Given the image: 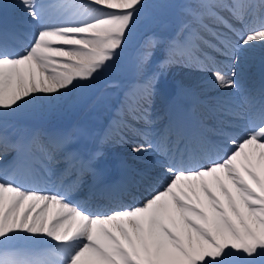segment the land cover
Instances as JSON below:
<instances>
[{
	"label": "snow or ice",
	"instance_id": "1",
	"mask_svg": "<svg viewBox=\"0 0 264 264\" xmlns=\"http://www.w3.org/2000/svg\"><path fill=\"white\" fill-rule=\"evenodd\" d=\"M19 6L35 28L19 51L10 49L8 31L0 32V110L27 104L33 94L87 87L82 82L94 80L118 55L145 7L143 0H19ZM256 7L242 0H201L189 9L193 22L218 43L192 29L184 46L199 41L225 58L205 56L207 63L199 64L221 88L237 87L240 57L257 43L264 46V11L258 22L246 19ZM259 7L264 10V0ZM218 8L229 10L242 27L230 25ZM67 9L74 10L71 16ZM204 17L223 24L230 35L213 32ZM179 47L170 42L166 63ZM151 55L143 52L141 63ZM145 112L139 102L129 105L124 126ZM224 136L223 149L210 152L204 164L166 159L163 183L139 204L110 213L91 212L66 192L27 187L17 170L0 173V264H264V97L242 131ZM146 144L132 151L154 147ZM38 236L56 242L49 253L55 259L9 250L17 240L36 243L32 237Z\"/></svg>",
	"mask_w": 264,
	"mask_h": 264
},
{
	"label": "bare ground",
	"instance_id": "2",
	"mask_svg": "<svg viewBox=\"0 0 264 264\" xmlns=\"http://www.w3.org/2000/svg\"><path fill=\"white\" fill-rule=\"evenodd\" d=\"M47 1L48 0H41V2L45 3V4H47ZM56 1H58V0H54V2H56ZM257 1L258 0H256V3H257ZM223 3H228V2L223 0ZM245 3H247V2H245ZM0 4H4V5H2L0 7V10H3V9L9 10L10 13H12V15L14 17V20H15L14 29L12 31H10L9 36L13 37V36H15V34L17 32L29 33V32H33L34 31L35 25L29 18H27L22 6H19V0H0ZM73 11H74L73 9H67L66 10V15H68L69 13H71ZM212 20L213 19L210 18V20L204 21V22L206 24H210ZM0 21L2 22L3 20L0 19ZM213 22H214L215 26H216V24H220V26L222 25L221 23H217L214 20H213ZM230 25H232L233 27L238 28L236 25L232 24L231 22H230ZM208 27L210 29H214L213 27H211L209 25H208ZM192 29H197L199 31L200 36H202L205 41H208L210 44H215L212 40H209V38H205L204 35L201 34V31L205 32V33L207 31H204L203 29L199 28V26L198 27L194 26V27H191L190 29L186 30V31H188L186 33L187 35L184 32H181V35H183V37L179 38V39L176 38L174 40V41L179 42L180 47L176 50V56L173 58V61L166 63L165 61H166L167 56L162 59V63L167 65V67L170 68V70H172V69H180V70H178L179 74L184 73L186 76L187 75L189 76V77L187 76L188 77L187 78V77L182 76V74H181V76H182V78H184V80L183 79L179 80L177 82V84H175L176 89L178 91L176 98H179V97L180 98L177 99V101H175L174 103L178 104V107L181 110H182L181 107H182V104L184 103V101L198 100V101L201 102L202 98L198 99L196 97V95L193 94V93H196V94L199 93L200 95H206L207 93H211L209 91L212 90L211 87L201 86V83H203V82L197 83L198 81H203V80H206L207 78L208 79L212 78V73L211 72H207V71L198 70V69H200V67H199L200 62L198 60L191 59L190 57H188L190 49H191V47L193 48V46H191V47H185L184 46L186 38L188 37V35H189V33H190V31ZM209 35H210V33H208V36ZM21 42H23V41H20V43ZM258 44L259 45H256L251 51H249L248 53H246V54H244V55H242L240 57V62L236 66V68H239V69H243L245 67L247 68V65L244 64V62H247V61H252L251 67L252 66H257L256 70H258L260 68H264V54H263L264 53V49H263L264 46H261L260 43H258ZM204 45L205 44L204 43L202 44V42H201V46H199V43L197 42L195 46H198L197 49L201 50L202 48H204ZM167 46H169V45H167ZM167 46L165 45L163 47V49H161V52L165 53L167 51V48H166ZM207 47H208V45H207ZM16 50L19 51L21 49H16ZM206 52H207V54H206ZM208 53H210V52H208L207 49H206L205 50V56L209 57ZM241 61H244V62H241ZM158 66H159V64H158ZM237 72H239V71H237ZM173 73H174V71H173ZM237 76L238 75H236V77H235L236 80L239 79V78H237ZM175 78L178 79L177 76ZM189 79H193L194 81H192V82L190 81L189 82L188 81ZM207 82H209V81H207ZM87 84L89 85V87L92 90H94L95 96L92 99L91 103L87 106V108L84 109L80 114H78L79 116H78L77 120H75L69 127H60V125H59V126H56L55 128L53 127L50 132H47V133L44 132V134H40L39 133L40 137H43L42 135L46 136L45 138L40 139L39 142H40L41 145L44 143L45 147L49 150L51 155L55 152L54 151L55 143L58 142V141H61V140L62 141H67L68 148L75 147V148H77V151H81L82 152V150H83L85 154H88L89 151H91L93 149V147H95V140L98 137H102V134L104 132L105 133H104L102 138H106L107 135H112L113 133L116 132L117 126L120 123L124 122V119H122L123 121L119 119L118 122H117V125L115 126L113 124L114 120H116L115 117H117L118 115L120 116L122 114H126L129 105H135L137 102H139L141 104L140 100H143L145 103H146V101H149V102L152 101V103H153V99H155L154 98L155 96H158V101L159 102H163L164 101V100H162L160 98V94L159 93L155 94L154 97L151 96L152 94H149L147 92L146 86L142 87L139 84V81L136 82L135 85H133L130 89H128L124 94H122L120 96L115 95V88L114 87L109 86V85L105 86L104 84L100 85L99 83H97L96 80H92L91 82H87ZM211 84H213V83H211ZM99 86H100L99 91L96 92L94 87L97 88ZM215 86H216V84H215ZM78 91H80L79 88L73 89L71 91V92H75L74 96H71V94H69L70 93L69 91L62 90L63 94H61V93L35 94V98H36V101L38 102V104L40 106L44 105V107H45V106H48V105H54L55 103L57 104V103H59L61 101L63 102V100H65V98L69 99L70 96H71L70 100L75 99V96L78 94ZM204 98L208 99L207 96H205ZM211 98H213V96L209 97V99H211ZM227 98L230 99V100H228L229 101L228 104L232 105V109H230V110L226 109L228 112L239 113L240 111L244 110L245 108L247 110L251 109V107H248L249 105H245V106L238 105L236 103V97L235 96L231 97L229 95V96H227ZM114 101H116V102L114 103ZM187 103H189V102H187ZM22 104L20 103L19 108L24 110L25 109L24 106H26L27 104H23V105ZM33 104H34L33 103V99H29V105L33 106ZM38 104L37 103L34 104L36 110L38 109L37 108ZM152 105L154 106L153 108H157V110L155 112L149 114L150 118H147L148 115L146 116L144 114V118L140 119L142 124H145V125L151 124L150 123L151 119H155L157 116L161 115V109H159L158 104H157V107H155L154 104H152ZM111 106H114V108H111ZM144 106H145V104H142L143 108H144ZM27 109L28 108L26 106V110ZM59 109H61V108H59ZM16 112H18V114H19L18 109H16V110H13V109L0 110V113L2 115H6V116L7 115L16 116L17 115ZM191 112H192V110L191 111L183 110V117H179V118L171 117L170 118V121L172 123V127H173V129L178 131V134L179 133L180 134L181 133H189L190 135L189 136L181 135L179 137H177V136H175V137L172 136L171 137L163 129H158V134H157V136L154 137V141H155V143H153L154 147H151L154 152H158V153L162 154L165 157V159H168V158L174 157V156H179V159H183L184 161L187 160L188 162H191L192 164L198 165L196 163L197 161L195 162L193 160V158L188 159V158H184L182 156V155L185 154V152L182 149L186 145H190L194 150H198L197 144H195L192 139L195 138V137H198V134H197L198 130H201L202 131L201 133H204L203 130H204L205 126L203 125L204 128H202L199 125H196L195 121H197L198 119ZM25 117L26 116L21 117V119L18 118L17 120H19V124L17 123V125H8L4 121L6 124L5 125L4 124L0 125V129H2L4 132H9V133L12 132L15 128H19L21 130H24V132L27 131V130H33V127L32 128H28V126H24ZM205 117L206 116H203L202 118L204 119ZM217 119H218V117H217ZM107 121L110 123V125L106 129V126H103V125ZM201 122H202V120H201ZM217 122H218V120L215 121L216 124H218ZM222 122H223V118H222ZM215 123L213 121H210L208 123L210 129L212 131H214V132L218 128V126ZM223 124L224 123H222V125ZM230 124L237 126V131L236 132L242 131L247 126V123L240 125V124H237V123L232 122V121H230ZM50 125H51V123H50ZM226 125H228V124H226ZM62 126H64V125H62ZM206 126H207V123H206ZM23 127L28 128V129L27 130L23 129ZM225 128H227V129L231 128L232 129V127L230 125L228 127H225ZM67 129H69V130L67 131ZM105 129H106V131H105ZM219 130L221 132L223 131V133H228V131L226 129L222 130L221 127H219ZM39 131H40V129H39ZM16 133H18V130L15 131V134ZM125 133L128 136H130L131 134L134 133V128H132L131 126L130 127H126ZM138 133H137V136H139V138H140L139 141L142 142V144L146 143V138L144 136H142V134L140 132H138ZM153 133H155V130L153 131ZM201 133H200V135H201ZM232 133H234V131ZM217 135H219V134L218 133L217 134H213L212 136L213 137H218ZM130 140L131 139H129L127 136H122V135H120L119 137L114 136L113 139H112V142H108V141L104 142L103 144H101V147H103L105 149H110L112 147V152L115 153L114 157L122 158L121 164L125 168H129L132 171L130 174L127 175L128 179L131 180L134 185L139 186V185L142 184L144 176H138L137 174H135V172H141L143 170V172H142V174H143L144 171L145 172H150V171L159 170L160 167H161V160L159 158H156L155 156L151 157L148 154V152L151 153V154L153 152L150 148H147L146 151L139 152V153L133 152L131 149L129 151L128 150H125V151L124 150H119V149H121V148H118L119 145H121V144H125L126 145V143H130L131 142ZM34 141H35V138H33V141L30 144L31 147L34 146ZM176 144L178 145V147L176 146ZM86 145H88L89 147H87ZM125 145H122V146H125ZM4 146L8 147L9 145L8 144H4L1 141V139H0V148H2ZM128 146H130V145H128ZM199 146L201 148V154L205 155V159L207 160L209 158V154H210L211 151L209 150L208 146L202 144L201 142H200ZM117 148H118V150H117ZM13 152H15L16 155H15V157H11V160L22 161V159L24 158L23 149H20V148L16 147L15 149H12V153ZM62 152L63 151L55 152V153L56 154H62ZM75 153H76L75 151H72V150L70 151V158L71 159H73V156H74ZM64 155L65 156L63 158V161H64L63 164H68L70 162V159H67L66 153ZM83 156L84 155L81 154V157H83ZM93 156H94V154H93ZM90 158H92L90 160V163L91 164L95 163L94 169L91 168L90 171L88 172L91 175L94 173L95 170L102 171L104 169H108L110 167V163L112 162V159L109 160V158L106 156V154L104 152L99 153V155L97 157H95V158L90 155ZM82 162H83V160L81 158L77 162V165H79ZM88 162H89V160H88ZM1 167H3V168L0 170L1 171L0 173H4V170H6L8 165L0 164V168ZM164 178H165V173H163L160 177L156 178L152 182L153 186H151V188L148 190V192L142 193V194H140V196L142 198L147 197L149 195L150 191L153 188L158 187L160 183L164 182ZM46 181L47 180L45 179L44 183H46ZM38 184H40V183H38ZM39 188H42V186L37 187V189H39ZM116 190L117 189H115L114 191H116ZM96 195H97L96 191L93 190L88 195H83V193H81L80 194V198H89V199L93 200V198ZM123 197H124V195H123ZM123 202H124L123 198H121L120 200H117V199L112 200L110 198H105V199H102L101 202H98V205H97L98 208H96L94 205H91V204L85 206V208H87L91 212H97V213L106 211L108 207L114 208V210H120L121 208H126V207H129V206H135V205L139 204L141 202V200L140 199L138 201L137 200H133V202L129 201V203H131V204H129L128 206H127L128 203L124 204ZM31 244H28V246L26 245V247H29ZM43 244L45 246V249L50 251L52 249V246L55 245L56 242L52 241L50 238L47 237V239H44ZM10 248L11 247H9V250H14V251L23 253L24 255H28V256H31L33 258H38V256L35 254V252L31 251V249H29V248H27V249L23 248V249H18V250L10 249ZM2 250H0V251H2Z\"/></svg>",
	"mask_w": 264,
	"mask_h": 264
},
{
	"label": "rangeland",
	"instance_id": "3",
	"mask_svg": "<svg viewBox=\"0 0 264 264\" xmlns=\"http://www.w3.org/2000/svg\"><path fill=\"white\" fill-rule=\"evenodd\" d=\"M67 1L71 2V0H67ZM166 1H167V3L164 4ZM220 1L223 3V0H212L213 3H221ZM231 1L232 0H230V2ZM200 3H201V0H143V4L145 5V7L143 9H141L138 12L137 16L134 18V26L132 27L131 31L128 33V35L126 37V41H125L124 45L122 46V50H118V55L112 61H110L108 63L107 68L104 69L103 71H101V73L99 75H97L94 80H96L97 83H99L100 85L104 84L105 86L109 85V86L115 87L116 88L115 89L116 95L118 94V96L121 94V90L119 88L120 86L122 88V92H124L125 88H128V85L132 81H135V80H140L141 85H145L148 83L147 84L148 86H150V85L156 86L155 88L158 89L159 92L162 94H164V93L160 89L161 88V85H160L161 80H166V81H169V82H172L175 84H177V82L179 80H182V79L184 80V78H182V76L187 77L188 75L186 76L184 73L180 72L182 74V76H181V74H179V71H178L180 69L170 70V68H168L167 65L162 63L161 58H164L167 56V54H166L167 51L165 53H163V52H161V49H163V47L165 45L167 46L170 44V42H172V40H173L172 37H176L178 39L182 38L183 35H181L180 32L185 31V33H187L188 32V31H186L187 29H190L191 27H194V26L198 27V25L193 22V18L189 14V9H196V6L199 5ZM2 5H4V4H0V7ZM173 10H175L177 12V15L179 16V20L175 25H170L169 24V17L172 14ZM215 11H217L218 14L223 18H225L224 16H228L231 13L226 8H218ZM250 11L251 10H249L250 14H248L246 17V19L248 21L253 20V13ZM208 20H210V17H207V18L204 17L203 23L206 24L204 21H208ZM162 21H165V22H162ZM233 21H234V23L241 24V22L235 18L233 19ZM207 25L214 28V29H211L213 32H216V31L222 32L221 28L219 27L220 24H216V26H215L213 20L211 21L210 24H207ZM21 33L25 37L24 42H21V46H23L25 43H27L26 41H28V37L32 32H29V33L21 32ZM208 33L209 32L205 33V32L201 31V34L204 35L205 38H209V40H211L210 37L208 36ZM153 43H154V46H153ZM198 43H199V46H201V42L198 41ZM256 45H259V44L257 43ZM168 47L169 46L166 47L167 50H168ZM194 48L197 49L198 46H193V48L191 47V49H194ZM191 49H190L189 54L192 53ZM206 49L208 51V49H210V48L207 47V45L205 44L204 48H202L201 50H206ZM15 51H18V50H15ZM145 51H151L152 55H151V58L147 61V63H141L140 56ZM197 56L198 57L202 56V54H201V52H199V50L194 51L193 57L197 58ZM241 62H244V61H241ZM251 63H252V61L244 62V64L247 65V68L251 67ZM158 64H159V66H158ZM244 69H246V67L243 69L236 68V73H238L237 71H239V70H240V72H243ZM246 70L249 71L250 69H246ZM173 71H174V73H173ZM200 71H203V70H200ZM253 73L254 72H252L251 75H249L247 78H244L243 80H240V78L237 79L238 86H239V84H241L243 82L246 86L247 82H249L250 79L252 78ZM176 76L178 77V79L175 78ZM209 79L207 78L206 80L197 82V83L203 82V83H201V86L211 87L212 90L209 91L211 93H207L206 95H200L199 93H197V94L193 93L196 95V97L198 99L202 98V100H201V102L198 100L192 101L193 109H196V110L192 109L191 113H193L196 116L200 115V114H204V116H207V114L204 112V110H205L204 105L209 104L213 108V110L216 111V114H218V111L220 109H222L221 113H220V116L222 118L233 119L234 118L233 115H230L227 112H225V109H227L225 107H227V106L222 105V101L228 103L227 99L224 97H220V96L225 95V93L227 96L237 93V87L238 86L233 87L234 89L233 88H221L217 85L215 86L216 83L213 80V78H209ZM188 81L192 82L194 80L189 79ZM207 81H209V82H207ZM82 83H84V82H82ZM211 83H213V84H211ZM85 84H87V82H85ZM94 88H95L96 92H98L99 91L98 88H100V86L97 88L96 87H94ZM79 90L80 91H78V94L75 96V99L70 100L71 96L75 95L74 94L75 92H70L69 94H71V96L69 99L65 98V100H63V102L61 101L57 104L55 103L54 105H48L45 107H44V105L40 106L38 104V102L36 101V98H35V94H33L34 99H35V100L33 99V103L38 104L37 110L35 109L34 104H33V106H30L29 102H28L26 105L28 108L27 110H26V106H24L25 107L24 110H22L19 107L14 108V110L18 109L20 115L18 114V112H16L17 113L16 116H10V118H9V116H7V118H9V119L0 120V125H3V124L5 125L6 123L8 125H17V123L19 124V120H17L19 117H17V116H20V117L26 116L24 119L25 120L24 126H28V128L33 127L34 130L38 129V131L40 129V132L51 130L53 127L55 128L56 126H59V125H60V127H69L75 120H77V118L79 116L78 114H80L84 109L87 108V106L91 103L92 99L95 96L94 90H92L88 84H87V87L79 88ZM153 92H155V91H153ZM205 96H207L208 99H205L204 98ZM210 96H213V98L209 99ZM140 101H142L141 105L145 103L143 100H140ZM217 101H220L221 104H218ZM237 101L239 103H241L240 100H237ZM151 103H152V101H151ZM153 104L156 106L158 104V102H157V104H155V103H153ZM187 104L191 105V103H187ZM230 106H232V105H230ZM152 107H154V106L151 104L149 106V108H152ZM59 108H61V109H59ZM156 110L157 109H153L151 111V113L155 112ZM205 118H204V120H205ZM122 119H124L126 121V115L124 117H122ZM200 119L202 120V122H201L202 125L205 124L204 126H206L207 119L205 120L206 123H203L204 122L203 118H200ZM158 120H160V118ZM127 121H132V120H127ZM140 122L137 121V123H135L133 125L139 127L137 129H139L142 134L149 135L148 132L145 133V131H147V127L143 126L145 124H141ZM150 122H152V121H150ZM50 123H51V125H50ZM62 125H64V126H62ZM24 128L25 127H23V129ZM16 129H19V128H15V131H16ZM236 129H237V127H236ZM68 130L69 129H67V131ZM122 132L123 131L120 130V133H122ZM135 137L137 138L138 136H135ZM106 141L111 142V138L106 137ZM66 143H67V141H66ZM140 144L141 143L139 142V145ZM86 146L89 147L88 145H86ZM145 146L147 147V144ZM93 148H95V147H93ZM150 149L152 150V148H150ZM117 150H118V148H117ZM119 150H123V149L121 148ZM107 151H108V153L112 152L110 150H107ZM95 152L96 153H93L94 156L92 154V156L94 158L99 155L98 151H95ZM157 153L158 152H154V151L152 152V154L148 152V154L151 157L152 156L156 157ZM158 154H160V153H158ZM108 156H109V154H108ZM109 160H110V158H109ZM94 164L95 163L91 164V166H93ZM152 172H155V171H152ZM145 198L146 197L142 198L141 202ZM106 213H110V212H106ZM27 235L28 234H26V233H20L21 237H24ZM32 239L36 240L38 242L31 244L28 239H20V240L15 241L9 247H19V249H21V248L27 249L30 247L32 250H37L39 248L38 252L41 251L42 249H44L43 247H41V245H44L43 242H44V239H47L46 236H38V238L32 237ZM28 244H31V245L29 247H26V245L28 246ZM0 250H2V248H0ZM45 256H46V254L43 255L44 258H45Z\"/></svg>",
	"mask_w": 264,
	"mask_h": 264
},
{
	"label": "water",
	"instance_id": "4",
	"mask_svg": "<svg viewBox=\"0 0 264 264\" xmlns=\"http://www.w3.org/2000/svg\"><path fill=\"white\" fill-rule=\"evenodd\" d=\"M177 20H178V18H177V14L174 13L173 16H172L171 19H170V23H171L172 25H174V24L177 22Z\"/></svg>",
	"mask_w": 264,
	"mask_h": 264
}]
</instances>
